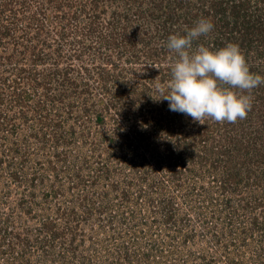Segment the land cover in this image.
Segmentation results:
<instances>
[{
	"label": "rangeland",
	"instance_id": "374dc122",
	"mask_svg": "<svg viewBox=\"0 0 264 264\" xmlns=\"http://www.w3.org/2000/svg\"><path fill=\"white\" fill-rule=\"evenodd\" d=\"M200 19L264 76V0H0V264H264V84L235 123L153 99Z\"/></svg>",
	"mask_w": 264,
	"mask_h": 264
},
{
	"label": "clouds",
	"instance_id": "9594fccd",
	"mask_svg": "<svg viewBox=\"0 0 264 264\" xmlns=\"http://www.w3.org/2000/svg\"><path fill=\"white\" fill-rule=\"evenodd\" d=\"M214 25L200 19L186 34L170 35L166 47L175 59L169 65L171 80L157 83L154 101H168L169 109L189 116L201 125L211 120L235 123L246 119L252 107L250 93L264 84V76L250 71L239 45L228 43L217 50L203 44L193 47L201 36L207 37ZM161 69L159 64H151ZM248 93V94H246Z\"/></svg>",
	"mask_w": 264,
	"mask_h": 264
}]
</instances>
